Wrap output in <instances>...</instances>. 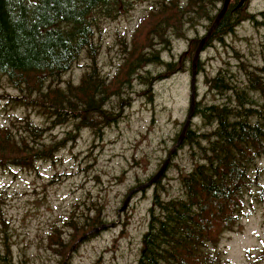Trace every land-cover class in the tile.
<instances>
[{
	"label": "trees",
	"instance_id": "16d2710c",
	"mask_svg": "<svg viewBox=\"0 0 264 264\" xmlns=\"http://www.w3.org/2000/svg\"><path fill=\"white\" fill-rule=\"evenodd\" d=\"M124 2L0 0V76L18 92L1 96L10 97L11 105L35 110L45 120L37 125L25 116L10 125L0 124V169L37 170L38 162L56 161L60 150L76 142L80 130L89 128L103 136L107 127L122 120L133 93L151 102L157 82L192 70L201 41L190 38L188 50L168 61L163 53L172 51V36L186 38L187 28H194L200 19L209 22V30L224 0H154L131 39L120 37L123 61L109 77L98 62L97 32L101 20L113 16ZM239 2L231 0L204 47L213 41L224 43L245 20L264 26V11L256 15L247 8L249 0L242 7ZM235 52L245 81L226 66L206 79L208 89L226 101L196 102L194 116L212 129H187L183 143L197 148L200 161L182 176L183 196L165 199L162 178L154 184L137 264H226L220 242L247 215V195L261 187L257 161L264 158V66H253ZM83 56L86 69L79 81L65 78ZM151 65L164 68L154 73ZM196 68L204 69L201 59ZM70 123L74 128L66 136L45 140L57 127ZM3 203L0 199V239L7 240L9 221ZM94 209L93 216L65 221L72 230L67 239L61 228L50 234L49 248L61 256L62 264H68L81 237L106 224L103 207ZM6 251H0L3 262L9 260L7 243Z\"/></svg>",
	"mask_w": 264,
	"mask_h": 264
},
{
	"label": "rangeland",
	"instance_id": "374dc122",
	"mask_svg": "<svg viewBox=\"0 0 264 264\" xmlns=\"http://www.w3.org/2000/svg\"><path fill=\"white\" fill-rule=\"evenodd\" d=\"M153 3L154 0H125L113 16L101 20L97 32L101 46L98 62L104 75L110 77L116 72L123 61L120 37L131 39ZM247 8L258 15L264 11V0H249ZM208 23L200 19L194 28H187L186 38L172 36V51L164 52L163 57L177 60L188 50L190 38L207 34ZM235 51L247 63L264 66V26L245 20L225 37L224 43L213 41L202 49L200 59L204 69L197 70L196 76L198 102L226 101L210 91L206 82L223 66L245 81ZM85 65L83 56L65 78L78 82ZM149 68L156 73L164 67ZM191 80L192 70H188L157 82L151 102L133 93V102L122 120L107 127L103 136L94 135L89 128L80 130L76 142L60 150L56 161L38 162L37 170L0 169V199L9 221V237L0 239V251L6 254V243L10 246L9 260H0V264H62L61 256L49 248L50 234L61 228L67 239L72 230L65 221L71 216L83 220L87 214L95 215V205L103 207L105 227L81 237L66 262L137 264L142 236L150 219L154 186L136 192L121 214L119 209L139 182H148L161 169L176 145L175 139L181 134L190 110ZM136 89L140 91V86ZM6 94L16 96L18 92L0 76V124L10 125L16 118L25 116L37 125L45 123L35 110L11 105L10 97L1 96ZM190 126L198 131L212 129L204 126L199 116H194ZM73 128V123L59 126L45 140L63 138ZM199 161L197 148L184 143L179 146L161 179L160 191L165 199L183 196L182 176ZM257 163L262 169L261 187L247 195V215L220 242L226 264H264V158ZM89 234L92 235L87 238Z\"/></svg>",
	"mask_w": 264,
	"mask_h": 264
},
{
	"label": "water",
	"instance_id": "95a60500",
	"mask_svg": "<svg viewBox=\"0 0 264 264\" xmlns=\"http://www.w3.org/2000/svg\"><path fill=\"white\" fill-rule=\"evenodd\" d=\"M231 0H224L223 2V5L221 7V10L219 11L218 15L216 16V19L214 20V22L212 23V25L210 26L208 32L206 35H204V37L201 38V41L197 47V50H196V53L194 55V58H193V63H192V80H191V101H190V110H189V113H188V116H187V119L185 121V124L183 126V129H182V132L179 136V139H178V142L176 143V145L171 149L167 159L165 160L163 166L161 167V169L146 183H143L142 185L132 189L125 202H124V205L119 209V214H121V212H123L127 206L129 205V202L131 201V199L133 198V195L138 192V191H141L142 189H145V188H149V187H152L154 186V184L160 180L162 178V176L164 175L170 161H171V158L173 156V154L177 151V149L179 148V146L183 143L184 141V137L186 135V132H187V129L190 127V124L194 118V115H195V106H196V76H197V62L200 58V55H201V52H202V49L204 48L207 40L212 36V33L214 31V29L218 26L221 18L223 17V15L226 13L227 9H228V6L230 4ZM245 0H240L239 4H238V7H242V5L244 4ZM105 226H102L100 228H103ZM100 228H96L94 229L93 231H91L90 233H93V232H97L100 230Z\"/></svg>",
	"mask_w": 264,
	"mask_h": 264
}]
</instances>
